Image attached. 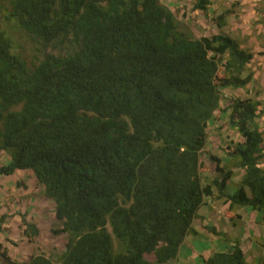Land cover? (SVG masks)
Returning a JSON list of instances; mask_svg holds the SVG:
<instances>
[{"label": "trees", "instance_id": "trees-1", "mask_svg": "<svg viewBox=\"0 0 264 264\" xmlns=\"http://www.w3.org/2000/svg\"><path fill=\"white\" fill-rule=\"evenodd\" d=\"M211 2L191 10L206 13ZM0 12L42 50L28 64L0 29V150L9 157L0 177H33L54 203L53 233L67 238L56 262L39 253L23 264H166L197 236L193 222L214 191L230 211L250 208L264 223L261 102L228 100L241 141L226 164L210 156L213 178L200 171L222 90L253 80V54L235 38L194 37L159 0H0ZM231 13L215 15L216 28ZM233 169L241 176L229 196ZM20 220L34 239L36 225ZM203 263L248 264L237 241Z\"/></svg>", "mask_w": 264, "mask_h": 264}, {"label": "rangeland", "instance_id": "rangeland-1", "mask_svg": "<svg viewBox=\"0 0 264 264\" xmlns=\"http://www.w3.org/2000/svg\"><path fill=\"white\" fill-rule=\"evenodd\" d=\"M159 1L165 6L168 5V0ZM243 1L247 2L245 6L240 5V0H215L217 8H209L204 13L205 15L192 16L191 4L194 2L174 0V4L170 5L172 7L170 9L180 21L182 28L191 31L194 37H210L218 33L227 34L235 38L241 48L253 54V59L247 68L253 74L251 84L245 90L223 89L220 110L215 113L207 127L206 144L200 156L202 164L200 171L204 178L214 176V164L210 156L214 155L221 159L222 164H226L230 161L227 156L229 147L232 148L235 143L241 141L240 136L228 125V100L253 98L261 102L260 109L264 107V0ZM248 1L256 2V5L252 7ZM222 2H227L229 6L224 7ZM225 9L231 10L232 13L227 17V25L218 29L213 17ZM0 29L7 30L13 41L15 52L28 64L37 63L40 60L42 50L37 41L13 24L5 22L1 12ZM53 53L64 54L65 49L53 50ZM220 75H222L221 72ZM258 126L264 138V115L258 120ZM8 161L9 157L0 150V165L7 164ZM261 166L264 168V160ZM233 173L234 177H237L235 181H239L241 171L233 169ZM22 214L26 215V218L39 230V234L32 240L23 234L24 227L20 220ZM260 216L262 218V213L259 212L254 216L250 211L249 225L246 230H253L255 235L260 229L263 232ZM259 222L260 224H257ZM59 228L60 224L55 218L54 203L44 197L41 187L36 184L33 177L25 173L7 178L0 177V245L6 250L12 262L23 264L32 255L39 253L56 262L64 251L67 240L65 234L53 233ZM0 264H4L1 257Z\"/></svg>", "mask_w": 264, "mask_h": 264}, {"label": "crops", "instance_id": "crops-1", "mask_svg": "<svg viewBox=\"0 0 264 264\" xmlns=\"http://www.w3.org/2000/svg\"><path fill=\"white\" fill-rule=\"evenodd\" d=\"M173 2L174 0H168L167 7L170 8V5L174 4ZM190 2H195V0H190ZM248 2L252 7L256 5V2ZM246 3V1L240 0L241 6H245ZM215 4V0H212L207 11L209 8L216 7ZM221 4L224 7L229 6L227 2H222ZM198 14L205 15L200 11H192L191 16ZM19 173L23 172L18 171L15 174ZM215 175L216 173L214 172ZM234 176L235 174L227 186L226 193L229 196L233 195L238 183V181H235L237 177ZM215 195L216 192L214 191L213 197L207 199L198 210V218L193 222V227L198 233L197 236H187L184 243L179 247L177 258L170 260L166 264H204V260L211 257L214 253L224 251L227 245H233L235 241L239 242L248 264H260L264 262V223H261L263 225V232L260 229L257 235H255L253 230V232L249 229L246 230L249 225V212L252 211L254 216L258 212L250 210L247 207L236 208L230 211L228 204H223L222 201L217 200ZM259 218L261 219V216ZM257 224H260V222ZM207 228H213L216 232L225 234L231 244H227L220 237L212 235L207 231Z\"/></svg>", "mask_w": 264, "mask_h": 264}]
</instances>
